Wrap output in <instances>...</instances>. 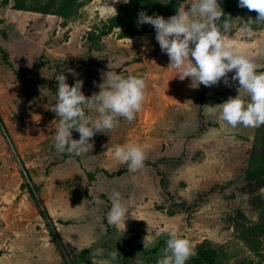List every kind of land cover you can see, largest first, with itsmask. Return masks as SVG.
<instances>
[{"label":"rangeland","instance_id":"obj_1","mask_svg":"<svg viewBox=\"0 0 264 264\" xmlns=\"http://www.w3.org/2000/svg\"><path fill=\"white\" fill-rule=\"evenodd\" d=\"M176 1L190 10V0H169ZM226 1L219 0L221 8ZM38 2L44 1L24 0L19 11L14 0H0V264H103L113 251L112 264H157L172 235L189 240L188 260L207 243L224 255L221 264H264V231L252 229L264 230V187L244 181L253 149L264 153V125L232 127L218 119L221 104L239 95L234 70L227 74L231 86L223 78L211 87L180 80L147 23L93 42L91 35L127 4L122 0H107L116 11L105 0H76L65 18L34 12ZM257 16L237 10L224 36L261 72L264 24ZM107 71L146 80L142 109L133 121L119 117L107 134L96 133L87 153L57 151L55 77L63 73L69 85L82 79L89 97ZM240 95L247 98L243 89ZM126 143L147 154L134 173L107 150ZM118 170L126 173H103ZM113 191L128 209L125 224L107 221Z\"/></svg>","mask_w":264,"mask_h":264},{"label":"clouds","instance_id":"obj_2","mask_svg":"<svg viewBox=\"0 0 264 264\" xmlns=\"http://www.w3.org/2000/svg\"><path fill=\"white\" fill-rule=\"evenodd\" d=\"M121 0H112L119 3ZM129 3V0H122ZM168 3L169 0H160ZM105 6H108L105 0ZM239 6L256 10L258 24H264V0H238ZM190 10L178 8L175 15L167 19L160 15H148L145 11L138 13V24H150L155 28V39L162 52L169 57V67L176 71L180 80L191 78L194 84L211 87L221 82L231 86L228 73L233 72L232 81L239 83V95L229 97L221 104L218 119L232 127H259L264 125V71L258 72V65L235 46L225 40L231 25L230 20L221 22L224 12L219 0H190ZM116 11V10H115ZM243 30L251 32L250 25L245 24ZM75 75V73H74ZM57 100L51 110L59 117L55 126L54 147L59 152L80 155L93 148L91 138L96 133H106L114 129L123 117L131 122L143 106L146 80L137 75L127 77L106 72L100 91L86 97L82 91L83 80L76 79L69 85L67 77L57 75ZM243 89L247 98L240 95ZM87 107L96 115L86 114ZM73 130L79 133V139L73 138ZM114 160L127 164L130 172L144 167L147 158L144 148L135 143L116 144L111 149ZM111 208L107 213L109 224H125L128 209L122 203L121 193L113 191L109 197ZM99 202V201H97ZM117 251L109 253L103 264H112L117 258ZM97 249L94 255H101ZM192 254L188 239L172 235L166 241L162 259L157 264H186Z\"/></svg>","mask_w":264,"mask_h":264},{"label":"trees","instance_id":"obj_3","mask_svg":"<svg viewBox=\"0 0 264 264\" xmlns=\"http://www.w3.org/2000/svg\"><path fill=\"white\" fill-rule=\"evenodd\" d=\"M9 0H3V4H8ZM44 2H38V6L33 8L34 12L40 14H50L61 18H65L67 13L70 11L71 7L75 4L76 0H43ZM180 1L169 2L166 4L158 3L155 0H129V3L125 4L117 14L109 19L107 24H105L100 31L99 35L92 34V41H96L100 37H105L111 34L114 30L123 28H132L135 24H138V13L140 11H145L148 15H160L169 16L173 15L178 11L180 7ZM14 9L25 10L24 0H14ZM222 10L224 15L221 17V22L225 19L232 20L234 12L237 10L246 13H255L256 10H249L246 7L239 6L238 0H227L222 4ZM259 148H254L250 155V162L245 171L244 181L247 186L262 188L264 187V153L259 151ZM264 151V150H263ZM103 173L108 177L120 176L126 173V170H118L114 173H108L103 171ZM86 176L89 182H92L94 175L92 173L86 172ZM25 187L31 198H34L33 190L25 184ZM40 214H44L40 211ZM254 231L262 232L264 231L261 226H253ZM51 236L55 242V245L59 247L58 241L54 235V232L50 230ZM224 260V255L220 251H214L211 246L207 243H201L196 246L194 258L188 260L186 264H221ZM234 264H260L254 263L252 260L242 259Z\"/></svg>","mask_w":264,"mask_h":264}]
</instances>
